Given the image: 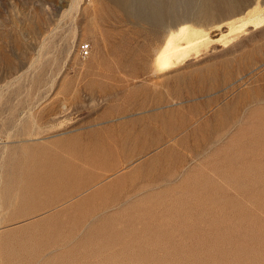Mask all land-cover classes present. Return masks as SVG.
<instances>
[{
    "label": "rangeland",
    "instance_id": "374dc122",
    "mask_svg": "<svg viewBox=\"0 0 264 264\" xmlns=\"http://www.w3.org/2000/svg\"><path fill=\"white\" fill-rule=\"evenodd\" d=\"M262 14L0 0V264H264Z\"/></svg>",
    "mask_w": 264,
    "mask_h": 264
},
{
    "label": "bare ground",
    "instance_id": "6f19581e",
    "mask_svg": "<svg viewBox=\"0 0 264 264\" xmlns=\"http://www.w3.org/2000/svg\"><path fill=\"white\" fill-rule=\"evenodd\" d=\"M261 17H263V14H262ZM261 17L259 19H261ZM263 20H264V17H263ZM260 22L261 21H259L257 23H260ZM243 25H245V23ZM187 28H188V26H187V23H186V25H182V26L176 28V30H171L167 34L165 42L163 43V45H161V47H159V50L157 51L156 56H155V63H156V65H157V67L159 69H169V68L175 67L176 64L180 61V58L183 57L186 54L188 49L194 47L195 45H197L203 39V38L201 40L200 39H196V40L189 41V42H187L185 44L178 45L176 43V39L178 37L183 36L184 34H186L185 32H187ZM228 34H229V32H228ZM224 36H226V35L224 34ZM182 39H181V41H183Z\"/></svg>",
    "mask_w": 264,
    "mask_h": 264
},
{
    "label": "built area",
    "instance_id": "2783aa9c",
    "mask_svg": "<svg viewBox=\"0 0 264 264\" xmlns=\"http://www.w3.org/2000/svg\"><path fill=\"white\" fill-rule=\"evenodd\" d=\"M81 50L85 53V54H87L88 53V51H89V45L87 44H85V45H82L81 46Z\"/></svg>",
    "mask_w": 264,
    "mask_h": 264
}]
</instances>
